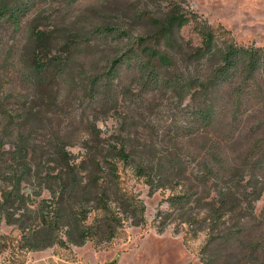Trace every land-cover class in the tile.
I'll list each match as a JSON object with an SVG mask.
<instances>
[{
    "label": "rangeland",
    "instance_id": "rangeland-1",
    "mask_svg": "<svg viewBox=\"0 0 264 264\" xmlns=\"http://www.w3.org/2000/svg\"><path fill=\"white\" fill-rule=\"evenodd\" d=\"M23 1L0 17V264H264V80L241 66L210 95L221 64L191 62L197 27L264 51V0ZM175 6L188 23L164 38ZM148 43L195 88L145 83L129 57ZM34 51L66 72L35 83Z\"/></svg>",
    "mask_w": 264,
    "mask_h": 264
},
{
    "label": "trees",
    "instance_id": "trees-1",
    "mask_svg": "<svg viewBox=\"0 0 264 264\" xmlns=\"http://www.w3.org/2000/svg\"><path fill=\"white\" fill-rule=\"evenodd\" d=\"M30 7L31 6L29 2L23 0H10V2L7 3L0 2V17L10 16V15L12 17L14 16L20 17L19 13L22 12V14H25L27 9ZM186 23H188L187 16H185V14L180 11L179 7L175 6L174 10L170 13L169 22L166 23V25L162 26L160 36L166 38L168 37V35H170L172 29L177 28L178 30H181ZM197 31L199 35L203 38V45L202 48L198 49L197 52L192 57L191 59L192 64L195 63L199 71L208 70L210 68L212 69L215 62L221 64L218 68L216 78L213 81V87L210 95L217 93L218 87L216 80L220 79L222 83L232 84L234 80L237 78L238 73L241 70V66L242 69L244 70L243 73L246 74L245 78L250 79L252 82L255 81V83H257L256 74L260 72L262 75V79L264 80L263 50H253V49L249 50L245 48H239V47L237 48L234 46L230 47L228 46V43L226 41H223L220 38V36H218V34L215 31L210 30V28L197 27ZM32 39L35 41V45H37L38 48L47 49V50L48 49L51 50L52 45L50 41L55 40L49 38L48 35H46V33L44 32H37ZM147 45L148 46L145 49L139 51L137 54H135L134 51H132L131 52L132 55H130L129 57V62L134 61L139 67L140 72L143 75V80H145V83L149 82L151 83V85H154L155 88H160L161 86H163L166 89H171L176 92L179 90L182 91L183 87H187L192 90L193 88H195L201 77L197 76L191 81H187V79L182 76L183 72L176 70L177 67L175 60L171 57L170 54L162 53L157 48L156 49L153 48L149 43ZM71 47H72L71 44L66 45L68 54L70 53ZM55 59L56 58L49 56V54L46 53L40 54L34 51L29 61L30 77L35 78V77H39L41 74H46L39 81L35 79L34 80L35 83H39V84L46 83L45 81L47 78L48 79L50 78L49 74L52 71H55L57 74L66 72L65 66L59 64L58 63L59 61H56ZM120 63L121 62L119 60H115L114 64L112 65V68L116 69V67ZM165 70H167L168 72L169 71L171 72L172 70L173 71L171 72L172 75H170L169 77L165 76L166 75ZM202 87L205 88L207 86L203 85ZM209 100L206 101L208 104V108H206L205 110H203L202 108H198V110L194 112L195 118L198 120L197 121L198 126L201 125V124L199 125L200 118L207 121L206 126L209 127L211 125V121L209 117L213 115L211 111L212 112L214 111V108L216 107L218 102H217V98L215 97H210ZM195 134L198 133L196 132ZM24 151H26V149ZM126 151L127 150L125 149H122L120 151V153L124 158L128 159L134 157L133 154H130ZM165 162H168L167 158L159 160V164H166ZM263 164H264V158L256 163L257 166L255 170L261 167L263 169ZM152 166L154 165L152 164ZM143 167L144 169L146 168L145 165ZM56 177L59 182L64 181L61 175ZM74 186H75L74 184L72 187L69 185L67 188H65V190L68 189L72 190ZM8 196L11 197L12 196L11 193ZM8 201H4L0 203V208L5 209V207L9 203ZM229 206L233 207L235 206V204H231L230 202ZM260 222L261 224H264V221H260Z\"/></svg>",
    "mask_w": 264,
    "mask_h": 264
}]
</instances>
